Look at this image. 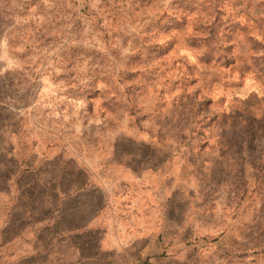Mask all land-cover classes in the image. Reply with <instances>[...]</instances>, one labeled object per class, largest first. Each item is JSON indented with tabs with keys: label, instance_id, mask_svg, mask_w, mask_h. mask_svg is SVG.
I'll return each instance as SVG.
<instances>
[{
	"label": "rangeland",
	"instance_id": "obj_1",
	"mask_svg": "<svg viewBox=\"0 0 264 264\" xmlns=\"http://www.w3.org/2000/svg\"><path fill=\"white\" fill-rule=\"evenodd\" d=\"M7 181L0 264H264V0H0Z\"/></svg>",
	"mask_w": 264,
	"mask_h": 264
},
{
	"label": "crops",
	"instance_id": "obj_2",
	"mask_svg": "<svg viewBox=\"0 0 264 264\" xmlns=\"http://www.w3.org/2000/svg\"><path fill=\"white\" fill-rule=\"evenodd\" d=\"M19 183H15L14 181L6 182L4 184L3 190L0 189V195L3 193L5 194V203L4 206L0 207V216L3 214L4 218H29V210L27 205L23 204L22 200V191L18 190L21 188ZM15 186V195L13 193V187ZM71 190H74L71 187ZM18 191V192H17ZM52 196L56 197L57 200H60L62 192L70 191V186L67 187L57 185L55 188L51 189ZM21 193V194H20ZM19 194V195H18ZM11 196H14L12 198ZM1 206V203H0ZM85 216V215H84ZM86 218V217H84ZM88 218H94L93 216L89 215Z\"/></svg>",
	"mask_w": 264,
	"mask_h": 264
}]
</instances>
